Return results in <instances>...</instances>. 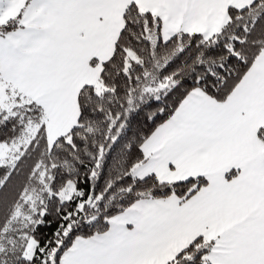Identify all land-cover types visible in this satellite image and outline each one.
<instances>
[{"label":"snow or ice","instance_id":"1","mask_svg":"<svg viewBox=\"0 0 264 264\" xmlns=\"http://www.w3.org/2000/svg\"><path fill=\"white\" fill-rule=\"evenodd\" d=\"M0 264H264V0H0Z\"/></svg>","mask_w":264,"mask_h":264}]
</instances>
